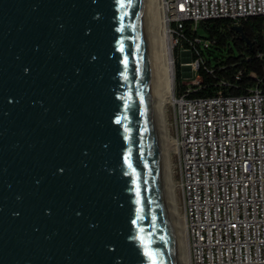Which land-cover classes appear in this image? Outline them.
I'll list each match as a JSON object with an SVG mask.
<instances>
[{
  "label": "water",
  "instance_id": "water-1",
  "mask_svg": "<svg viewBox=\"0 0 264 264\" xmlns=\"http://www.w3.org/2000/svg\"><path fill=\"white\" fill-rule=\"evenodd\" d=\"M0 264H178L151 0H0Z\"/></svg>",
  "mask_w": 264,
  "mask_h": 264
},
{
  "label": "built area",
  "instance_id": "built-area-1",
  "mask_svg": "<svg viewBox=\"0 0 264 264\" xmlns=\"http://www.w3.org/2000/svg\"><path fill=\"white\" fill-rule=\"evenodd\" d=\"M161 9L172 48L192 57L184 67L197 79L173 95L165 118L189 264H264V89L191 97L202 59L193 42L182 45L189 25L196 32L203 21L264 17V0H161Z\"/></svg>",
  "mask_w": 264,
  "mask_h": 264
},
{
  "label": "trees",
  "instance_id": "trees-1",
  "mask_svg": "<svg viewBox=\"0 0 264 264\" xmlns=\"http://www.w3.org/2000/svg\"><path fill=\"white\" fill-rule=\"evenodd\" d=\"M237 27L242 28V34L235 30ZM186 35L182 45L189 46L188 40L193 42L202 59L198 85L191 97H213L220 91L241 96L256 86L264 89V17H249L238 23L229 19L203 21L196 32H191L189 25ZM197 37L210 40L209 48L202 50L195 44ZM176 50L180 52V48ZM180 68L177 61L176 94L186 90Z\"/></svg>",
  "mask_w": 264,
  "mask_h": 264
},
{
  "label": "bare ground",
  "instance_id": "bare-ground-1",
  "mask_svg": "<svg viewBox=\"0 0 264 264\" xmlns=\"http://www.w3.org/2000/svg\"><path fill=\"white\" fill-rule=\"evenodd\" d=\"M153 20L157 22L155 27L156 43H157V58H158V102L159 111L161 116V124L163 131L164 150L166 153V169L167 179L169 178L170 199L173 200L172 206L175 208L174 203V187L171 180V165L170 154L174 151V144L167 139L165 118L166 108L174 95V65L172 59V46L167 35L166 24L163 13L161 11V0H151ZM155 24V23H154ZM169 99V100H168ZM175 218V217H174ZM181 235H182V251L186 264H189L188 259V243L185 232L184 220L181 218ZM180 234V233H179ZM181 248V247H180Z\"/></svg>",
  "mask_w": 264,
  "mask_h": 264
},
{
  "label": "rangeland",
  "instance_id": "rangeland-1",
  "mask_svg": "<svg viewBox=\"0 0 264 264\" xmlns=\"http://www.w3.org/2000/svg\"><path fill=\"white\" fill-rule=\"evenodd\" d=\"M162 11V9H161ZM154 21V25L157 24V22ZM176 47L172 48L171 54H172V59H173V65H174V82H176V62L178 61L179 64L182 66L180 68V72L182 75V84L186 86V88L193 86V84H195L197 82L196 78H192V74L190 72V70L187 67H184V64H186L187 62H189L191 60V56L188 55V53H182L176 50ZM184 50V49H183ZM224 55H226V53H224ZM199 81V80H198ZM176 84L174 83V94L176 93ZM169 100V99H168ZM168 110V107L166 108ZM166 110V113H167ZM163 133V131H162ZM164 142V140H163ZM165 157H166V153H165ZM166 159V158H165ZM168 186H169V178H168ZM169 193H170V187H169ZM171 202H173V200L171 199ZM172 205V203H171ZM175 217V218H174ZM172 218H173V226H174V234H175V240H176V251H177V260H178V264H186L185 259L183 257V251H182V233H181V216L178 215L176 207L174 208L172 206ZM180 233V234H179ZM181 247V248H180Z\"/></svg>",
  "mask_w": 264,
  "mask_h": 264
}]
</instances>
